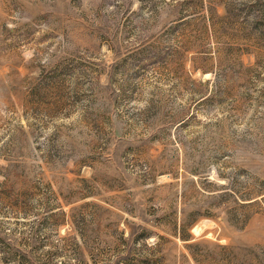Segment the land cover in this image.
<instances>
[{
	"label": "rangeland",
	"instance_id": "1",
	"mask_svg": "<svg viewBox=\"0 0 264 264\" xmlns=\"http://www.w3.org/2000/svg\"><path fill=\"white\" fill-rule=\"evenodd\" d=\"M0 264H264V0H0Z\"/></svg>",
	"mask_w": 264,
	"mask_h": 264
}]
</instances>
